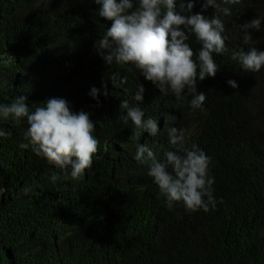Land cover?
<instances>
[{
	"label": "trees",
	"instance_id": "1",
	"mask_svg": "<svg viewBox=\"0 0 264 264\" xmlns=\"http://www.w3.org/2000/svg\"><path fill=\"white\" fill-rule=\"evenodd\" d=\"M188 2L176 0V11L187 14L181 4ZM202 4L195 0L193 13L217 15ZM221 6L232 11L219 14L227 50L214 54L216 76L197 80L206 100L193 110L191 96L163 94L133 66L106 63L94 44L112 21L99 17L94 0H51L47 7L0 0V104L28 95L34 110L64 98L73 112L90 114L99 141L92 168L73 180L70 169L20 147L28 142L26 119H0V130L10 133L0 137V264H264V68L246 71L232 58L249 50L241 25L254 18L262 30H249L253 46L264 50V0ZM187 43L194 53L201 47L194 34ZM114 73L127 82L114 87ZM138 84L142 102L134 99ZM124 100L156 120V136H138L131 120L124 122ZM171 127L211 158L216 204L207 212L188 211L183 202L169 207L148 166L134 158L141 144L161 160L174 150Z\"/></svg>",
	"mask_w": 264,
	"mask_h": 264
},
{
	"label": "clouds",
	"instance_id": "2",
	"mask_svg": "<svg viewBox=\"0 0 264 264\" xmlns=\"http://www.w3.org/2000/svg\"><path fill=\"white\" fill-rule=\"evenodd\" d=\"M41 2L47 7L51 0ZM94 2L100 5L99 17L112 21L104 36L94 44L109 66L113 63L131 65L161 93L170 92L177 99L191 96L190 107L202 109L206 95L197 92V80L215 77L220 67L214 54H223L227 50L223 36L225 24L219 14L231 16L232 11L227 6L222 7L221 3L235 5L241 0H203L204 9L212 7L217 12L210 18L201 12L193 13L195 0H189L186 7L181 4L187 14L176 11V0H136L135 5L134 0ZM241 27L244 44L249 45V50L234 53L232 58L238 59L244 70L260 72L264 68V50L253 46L256 41L249 30H262V20L254 18ZM190 34H194L201 45L197 53L187 43ZM194 55L196 59H193ZM109 77L114 87L127 82V77H120L119 73ZM227 83L233 88L238 87L235 80ZM144 91V86L138 84L135 101H143ZM91 94L96 98L98 90L93 88ZM28 100V95H20L10 104H0V119L13 118L17 122L26 119L29 127L25 140L28 142L20 147L31 146L55 168L65 173L70 169L71 178L78 180L86 169L92 168L93 157L99 150L90 114L73 112L64 98H49L45 106H37L34 110L30 109ZM121 109L127 110L124 122L131 120L138 136L142 132L153 137L158 134L156 120L145 118L139 106H130L129 101L124 100ZM167 132L174 150L165 152L161 160L148 145L141 144L137 147L135 160L148 166L147 174L165 194L169 207L174 202H183L188 211H209L216 204L212 187L214 177L209 174L211 158L195 144L190 148L186 146L184 130L171 127ZM8 135L10 133L0 130V137ZM56 179L58 177L53 174L52 180Z\"/></svg>",
	"mask_w": 264,
	"mask_h": 264
}]
</instances>
